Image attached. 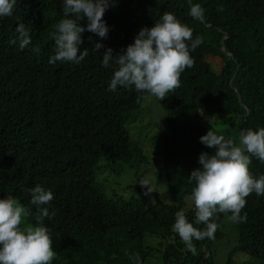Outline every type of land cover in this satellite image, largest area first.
<instances>
[{"label":"trees","instance_id":"obj_1","mask_svg":"<svg viewBox=\"0 0 264 264\" xmlns=\"http://www.w3.org/2000/svg\"><path fill=\"white\" fill-rule=\"evenodd\" d=\"M199 4L205 19L189 15ZM63 0H17L13 15L0 18V199L10 197L22 204L26 220L35 225L37 206L28 189L36 185L51 190L49 230L55 258L52 264H149L157 256L149 237L164 242L162 264H214L212 248L225 237L222 229L230 213H217L215 239L193 240V255L173 232L175 214L185 208L194 182L190 174L202 169L199 156L214 149L200 142L212 129L232 139L228 129L215 126V116L231 112L227 100L237 103L240 130L264 127V0H113L103 17L109 26L107 39L92 32L82 34L80 63H49L55 54L53 33L64 18ZM164 12H170L203 42L190 54L195 61L180 76V87L158 100L166 112L169 134L165 137L164 168L174 201L147 204L139 199L108 195L96 179L102 158L131 167L147 164L138 142L127 126L131 113L140 110L150 96L134 86L108 90L115 65L103 67L102 54L126 50L142 27L151 28ZM30 28L31 44L21 50L16 27ZM87 27L86 18L80 21ZM104 45L94 52L95 43ZM39 46L40 54L31 49ZM220 57V73L207 61ZM139 97V99H138ZM231 118L223 124H230ZM254 178L264 175V162L252 157ZM247 221L234 223L238 244L230 253L264 264V195L246 197L241 215ZM194 227L195 207L185 214ZM175 242H172V240Z\"/></svg>","mask_w":264,"mask_h":264},{"label":"clouds","instance_id":"obj_2","mask_svg":"<svg viewBox=\"0 0 264 264\" xmlns=\"http://www.w3.org/2000/svg\"><path fill=\"white\" fill-rule=\"evenodd\" d=\"M16 5L17 0H0V18L12 16ZM112 6L113 0H63L64 18L52 34L55 54L49 63L80 64L89 55L88 48L82 52L79 49L83 43L82 34L88 31L107 39L110 29L103 17ZM189 15L197 21L205 19L204 9L199 4L190 8ZM85 18L87 27L80 23ZM16 33L11 44H18L21 50L31 44L30 28L24 23L18 24ZM202 42L199 36L193 39L192 29L174 14L164 12L153 27H142L126 50L114 55V50L109 47L102 54L103 67L115 65L108 90L115 92L119 87L134 86L138 93L164 100L168 93L180 87L181 73L194 66L190 48L195 51ZM103 47L97 42L92 50L99 53ZM31 50L37 55L41 51L39 46ZM200 142L214 149V153L200 154L198 162L203 167L189 176L190 183L194 182L190 199L195 207V223L206 227L203 230L194 227L183 210L176 212L172 225L173 232L193 255L197 251L194 239H215L218 228L212 221L215 214L230 213L228 218L232 222H246L247 214L241 215L246 197L253 192L264 195V175L254 178L249 168L252 157L264 162V127L242 130L238 143L210 129L200 137ZM28 191L31 204L37 206L35 225L24 223L28 212L22 204L10 197L0 199V264H52L55 258L52 238L43 226L45 218L55 213L50 214L49 208L42 207L53 200V193L40 185ZM130 258L140 264L138 254Z\"/></svg>","mask_w":264,"mask_h":264},{"label":"rangeland","instance_id":"obj_3","mask_svg":"<svg viewBox=\"0 0 264 264\" xmlns=\"http://www.w3.org/2000/svg\"><path fill=\"white\" fill-rule=\"evenodd\" d=\"M207 61L216 72L220 73L222 71L223 60L220 57H208ZM226 103L231 112L226 116L223 114L216 115L215 123L217 125L215 128L220 131L228 129L230 136L236 141L237 131L240 130L238 114L235 112L238 105L234 100H227ZM130 115V118L134 121L127 126V129L131 139L141 145L148 163L131 167L123 162L113 163L107 158H102L95 169L96 179L104 185L108 195H115L116 198L139 199L149 205L156 201L173 205L174 201L169 192L164 168L165 137L170 132L166 112L157 98L150 95L144 100L140 110ZM230 118L232 122L223 126ZM185 202L186 206L183 211L186 214L193 207V202L190 196L186 197ZM24 223L29 224L26 217H24ZM222 229L225 232L224 239L215 243L212 248L214 264H256L255 261L239 253H236L230 261L229 255L238 244V233L234 223L229 218L225 220ZM149 238L150 245L158 250L157 257L151 259L149 264H162L160 256L164 242L157 237ZM172 242H175V240L173 239ZM177 242L184 244L181 240Z\"/></svg>","mask_w":264,"mask_h":264},{"label":"water","instance_id":"obj_4","mask_svg":"<svg viewBox=\"0 0 264 264\" xmlns=\"http://www.w3.org/2000/svg\"><path fill=\"white\" fill-rule=\"evenodd\" d=\"M243 130H245V127L243 128Z\"/></svg>","mask_w":264,"mask_h":264}]
</instances>
